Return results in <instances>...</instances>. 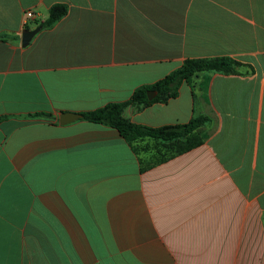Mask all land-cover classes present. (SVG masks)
<instances>
[{
	"label": "crops",
	"instance_id": "crops-1",
	"mask_svg": "<svg viewBox=\"0 0 264 264\" xmlns=\"http://www.w3.org/2000/svg\"><path fill=\"white\" fill-rule=\"evenodd\" d=\"M56 3L67 14L22 46L26 13L33 29ZM213 56L236 71L122 112L206 116L195 147L59 123ZM0 116V264H264V0H0Z\"/></svg>",
	"mask_w": 264,
	"mask_h": 264
},
{
	"label": "trees",
	"instance_id": "trees-1",
	"mask_svg": "<svg viewBox=\"0 0 264 264\" xmlns=\"http://www.w3.org/2000/svg\"><path fill=\"white\" fill-rule=\"evenodd\" d=\"M68 12V6L64 3H56L49 9L47 18L37 20L35 24L41 29L53 27ZM25 29L30 26L25 23ZM239 63L229 56H213L201 58H187L182 65L171 71L164 78L153 84L143 85L134 90L129 100L123 102H110L99 108L84 111L81 113L82 119L99 123L117 129L128 142L140 138H153L161 141L171 152H182L195 147L203 142L199 135V129L208 121V117L200 115L194 116L189 122L183 124H170L160 127H151L130 121L122 115L124 108L129 104H136L139 107L150 105L154 102H167L168 99L179 94L183 82L191 83L194 76L200 71H218L233 73ZM157 92L153 99H148V91ZM34 118H50L49 113L31 114ZM4 116H0V122ZM167 154L159 159L166 158Z\"/></svg>",
	"mask_w": 264,
	"mask_h": 264
},
{
	"label": "water",
	"instance_id": "water-1",
	"mask_svg": "<svg viewBox=\"0 0 264 264\" xmlns=\"http://www.w3.org/2000/svg\"><path fill=\"white\" fill-rule=\"evenodd\" d=\"M41 30V26H38L33 29H26L22 32L21 35V44L22 46L28 45V43L33 39V37ZM157 92L155 90L148 91V99H153L156 96ZM82 115L76 112H63L59 115V123L62 125L71 123L81 118Z\"/></svg>",
	"mask_w": 264,
	"mask_h": 264
},
{
	"label": "built area",
	"instance_id": "built-area-1",
	"mask_svg": "<svg viewBox=\"0 0 264 264\" xmlns=\"http://www.w3.org/2000/svg\"><path fill=\"white\" fill-rule=\"evenodd\" d=\"M33 17H34V12H32V11H28V12L26 13V20H25V23L27 22L28 19L33 18Z\"/></svg>",
	"mask_w": 264,
	"mask_h": 264
}]
</instances>
